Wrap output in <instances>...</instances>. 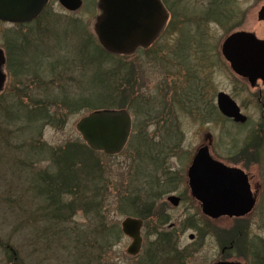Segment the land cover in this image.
Returning <instances> with one entry per match:
<instances>
[{
  "label": "rangeland",
  "instance_id": "obj_1",
  "mask_svg": "<svg viewBox=\"0 0 264 264\" xmlns=\"http://www.w3.org/2000/svg\"><path fill=\"white\" fill-rule=\"evenodd\" d=\"M82 2L79 10L70 13L57 0H52L47 12L26 27L0 23V50L3 54L7 50L3 69L6 82L0 93V264H95L89 256L94 239L82 235L94 229L95 220L90 222L82 210H77L56 229L45 217L44 191L39 190L37 178L52 174L58 168L55 159L40 157L38 147L41 146L53 156H59L61 150L77 148L87 165L100 170L107 181L106 188L100 190L105 192V198L100 200L103 205L100 215L107 224L105 228H113L120 234L121 221L136 216L121 213L118 192H125L127 184L136 192L143 191L139 190L143 186L149 187L148 179L133 178L140 162L135 151L143 146L146 158H154L143 166L145 175L155 178L159 184L165 183L160 184L165 192L156 199L155 210L150 215L164 214L168 223L155 229L154 217L145 220L142 251L148 243L156 242L154 231L174 229V247L181 251L184 264L218 261L258 264L251 255L242 257L240 244L233 248L235 235L228 245L219 233L224 231L226 237L228 232L244 228L247 243L259 247L264 260V140L260 143L256 135L257 131L264 133V113L257 102L260 91L264 103V88L259 85L251 89L231 72L220 53L223 39L233 32H251L264 40V21H257L264 0H216L225 8L229 19L216 8L211 17L219 21L227 17L223 23L202 20L212 0H169L176 12L171 27L164 30L147 52L140 49L124 56L123 61L134 72V88L133 95L128 94L130 97L124 93L119 95L124 100L127 98L125 107L132 101L129 112L133 129L127 147L114 157L90 151L75 129L77 121L95 108L96 104L90 100L104 94V87L96 82L98 74L115 72L122 61L119 56L107 54L97 42L94 24L99 15L98 1ZM199 32L205 33V37L200 38ZM91 41L103 53L92 51L94 47L87 45ZM184 51L186 63L177 57ZM42 57L45 61L38 64L36 61ZM181 77H193L200 86V82L209 80L213 95L209 97L207 90L206 103L214 108L216 94L224 92L248 117V123L241 126L217 115L210 118L208 112L196 111V105L201 107L200 102L194 101V108L189 106V101L184 103L189 96ZM36 104L43 106L54 121L31 123L25 112L35 111ZM68 104L74 108L68 109ZM249 140L258 144L260 152L259 161L246 170L238 152ZM175 146L177 149L170 153L169 147ZM201 146H208L215 160L249 173L252 191L257 196L250 214L212 221L201 213L189 194L186 178L191 160ZM169 177L174 178L172 187ZM169 195L180 198L177 207L166 201ZM69 199L62 198L65 203ZM189 235L194 239L190 241ZM110 243L101 256L102 264H140L142 255L130 258L125 253L130 243L128 238L121 235L120 239L112 238Z\"/></svg>",
  "mask_w": 264,
  "mask_h": 264
},
{
  "label": "water",
  "instance_id": "obj_2",
  "mask_svg": "<svg viewBox=\"0 0 264 264\" xmlns=\"http://www.w3.org/2000/svg\"><path fill=\"white\" fill-rule=\"evenodd\" d=\"M58 1L70 12L77 11L82 3L81 0ZM47 2L0 0V21L30 23L39 16ZM98 8L101 15L95 20L94 33L100 46L114 55H129L138 48H148L161 33L167 19L159 0H99ZM257 21H264V6L257 13ZM220 51L230 70L246 79L250 87L257 80L264 84V40L253 33L237 31L223 40ZM3 65L4 55L0 50V91L5 82ZM216 102L221 115L235 123H245L246 117L227 94L218 93ZM75 129L91 151L114 156L122 151L128 140L131 118L126 110H98L80 118ZM187 179L191 196L199 202L202 214L212 220L241 218L254 207L255 198L250 192L246 175L212 159L207 147L200 148L195 154L187 170ZM168 200L175 207L179 204L176 197H169ZM142 224L141 220L129 217L120 223L122 234L131 240L126 249L130 257L140 252Z\"/></svg>",
  "mask_w": 264,
  "mask_h": 264
},
{
  "label": "trees",
  "instance_id": "obj_3",
  "mask_svg": "<svg viewBox=\"0 0 264 264\" xmlns=\"http://www.w3.org/2000/svg\"><path fill=\"white\" fill-rule=\"evenodd\" d=\"M162 1L167 7L169 14L171 15V22L168 27L169 29L172 25V22L175 20L176 12L173 9V4H171L169 0ZM215 1L216 0H212L211 6H209L205 10L202 20L211 19L212 21H218L221 23L226 22L229 19V16L225 12V8H223L220 3L217 4ZM215 8L218 10H222L223 14L227 15L228 19L227 17L225 18V21L213 19L211 16L215 14ZM199 33H201L202 35L200 38L205 37V33ZM188 42L190 43L189 40ZM87 45L89 47H94L92 48V51L94 50V52L98 54L100 52L103 53V51L96 44H94V41H91V44L90 42L87 43ZM185 51L182 52V54H178L177 56L179 60H181L182 62L184 61L183 63H186V56L184 54ZM124 59V57H120L119 60H122L120 61L121 66H118L115 72L110 70L108 71V73L100 72L98 74L96 82L99 81L101 87H104V94H98L92 100H90L91 104H96L93 110L107 108L103 106L104 104L108 105V108L111 109H130L132 101L130 100L129 102L130 106L125 107L127 98L126 100H124L119 95L124 93L127 95V97H130L133 95L132 90L134 88V72L131 66L129 67V64L123 61ZM191 79V83L194 85V78L191 77ZM92 81H95V79H92ZM108 92H110V94ZM129 93L130 96L128 95ZM112 103L114 106L109 105ZM73 106L74 105L68 104V109L74 108ZM34 110L35 111H32L31 113L25 112L28 113V117L26 118L31 119V123H42V121L45 120L54 121L53 116L51 114H48V112L43 109V106L36 104ZM197 110L203 111L202 107L199 108V106L197 107L196 105V111ZM208 115L210 116V118H212L213 115H217V117L219 116L217 112L213 113L210 111H208ZM38 148L40 157L48 156L51 159H55V166L58 168V170L52 174L46 173L44 175H40L37 178V181L40 183L39 190H41V192L44 191L42 192V195L44 196V201L46 203V206H44L43 208L45 217L52 225L56 227V229L62 227L67 219L72 217L73 214H76L77 210H82L83 214L87 216L90 222L91 220L92 222L95 220V222H93L95 225H92V227L95 226L94 229L89 227L91 229L87 232L84 231L85 234L82 235H90L91 237H93L94 240L90 246L92 252L90 251L89 256L91 257V260L94 259L95 264H102L101 256H103L105 249H109V247L111 246V239H120L121 237V234L118 230L104 227V225L107 224H105V219L100 215V210L103 209V205L100 200L105 196V192H100V190L106 188V178L104 177L103 179V177L99 173L100 170L93 166H89L84 162V158L80 157L79 153H77V151H79V149L77 148L66 149V151L61 150V152L59 153L61 156H53L52 153H50L48 150L44 151V148L42 146ZM34 149L37 148H32V150ZM143 151L144 148L141 145L138 146V150L135 151L137 159L140 160V162L137 170H135L136 174L135 176H133V178L137 177L139 179L143 177L144 179H148L147 181H145L149 183V187L145 188L143 186V188L139 189L143 191L136 192L135 189H131L130 184H127L125 187V192H118V197L122 202L121 213H129L142 220H147L154 217L155 221L157 222V226H154V228L156 229L168 223V220L165 219L166 217H164V214L157 215L154 212L153 215H150L155 210L156 199L165 191L160 189V184L163 183L159 184V182L155 178H152L147 174L145 175L144 167L149 164V160L152 161L154 158L149 157L148 160L146 158L148 155L144 154ZM246 152V148L245 150L244 148H241L238 154L243 157V154H245ZM249 153L250 155H252L251 150L249 151ZM153 163L155 164L156 162ZM170 179L171 180L168 181L169 184H174V178L170 177ZM129 181L130 180H128L127 182L129 183ZM64 196H68L71 199H69L68 202L65 203L62 200ZM98 219L99 222L97 223ZM244 230V228H240L237 232H234V230H232L228 232V234H226V237H224V231H219V233L222 236V239H224L225 241L227 239L226 243L228 245L230 244V241H233V235H235L236 240L235 243H233L235 245L233 246V248L238 246L237 244H240L242 247V252L240 253L242 257L251 255L253 258H256L258 264H264V260L259 254V247L254 248L252 244L247 243V234ZM212 233L214 234V230ZM154 234L157 236L156 242L150 244L148 243L145 249H143L140 264H182V255L179 253L181 251L176 250V248L174 247L176 246L175 241H173V239H176L175 230L171 229L166 230L165 232L154 231ZM200 235L202 237L203 233H201ZM239 239L241 240L240 243H238ZM189 259L192 260V257Z\"/></svg>",
  "mask_w": 264,
  "mask_h": 264
},
{
  "label": "flooded vegetation",
  "instance_id": "obj_4",
  "mask_svg": "<svg viewBox=\"0 0 264 264\" xmlns=\"http://www.w3.org/2000/svg\"><path fill=\"white\" fill-rule=\"evenodd\" d=\"M49 6V5H48ZM47 6V7H48ZM47 7L45 8V10H47ZM9 55V54H8ZM5 57L7 58V50H5ZM45 61V57H42V58H40L39 60H37L36 62L38 63V64H43V62ZM7 63V62H6ZM52 67H53V65H52ZM181 81H183L184 82V85H185V89H186V91H187V94H188V98H186L183 102L184 103H186V100H187V102L188 101H191V102H188L189 103V106L190 107H193L194 108V101H197L198 100V102H201V107H202V109H203V111H205L206 113L208 112V111H210V112H213L214 110H216V101H215V107L213 108L212 106H211V104H207L206 103V92H207V90H209V97H211L212 95H213V93L211 92V90H210V86H211V83L209 82V80H206L205 82H204V84H203V81L202 82H200L202 85L200 86L198 83H194V85L191 83L192 82V79L191 78H184V77H181V78H179ZM241 80H243L244 82H245V84H248V82H247V80H245V79H241ZM194 81V80H193ZM188 82V83H187ZM198 82V81H197ZM197 84V86L195 87V85ZM259 85H261L263 88H264V84H262L260 81H257L256 83H255V85L253 86V87H251V89H257L258 87H259ZM216 96H217V94H216ZM215 96V100H216V97ZM261 97H262V94H261V92L259 91V93H258V98H257V102H258V104L261 106V108H262V112L264 113V103H262L261 102ZM192 102H193V104H192ZM241 109V108H240ZM262 116H264V114H262ZM247 123H248V118H247ZM247 123H245L244 125H246ZM262 130V129H261ZM257 137H258V141L260 142V143H262L261 141H263L264 140V133L263 132H261V131H257ZM254 137H252L251 139H253ZM248 139H250V138H248ZM250 139V140H251ZM250 140H249V142H247V145H246V147H243L244 148V150H245V148H246V153L245 154H243L244 156H243V158L240 160V162L242 163V166L246 169V170H249V166L251 165V164H256V162H258L259 160V156L257 157V155H259V152H260V149H258V144H254V142H251L250 143ZM254 144V145H252L253 147H251L249 144ZM177 147L178 146H175V147H169V151H170V153H172V151L173 150H175V149H177ZM209 148V147H208ZM251 150V153H252V155H250V153H249V151ZM243 170V169H242ZM243 173H244V175H246V177H247V180L249 181L250 180V176H249V173L248 172H245L244 170H243ZM168 179H170V177L168 178ZM161 183H163V185H165V183H164V181L163 182H161ZM167 183V182H166ZM172 185L173 184H170L169 186H171L172 187ZM253 192V191H252ZM190 193V192H189ZM170 196V195H169ZM168 196V197H169ZM168 197H167V202L169 203V204H171L172 205V203L168 200ZM173 197H177V196H175V195H173ZM178 199L180 200V198L178 197ZM181 201V200H180ZM173 206V205H172ZM155 226V225H154ZM174 226V225H173ZM182 264H184L183 262H182Z\"/></svg>",
  "mask_w": 264,
  "mask_h": 264
}]
</instances>
